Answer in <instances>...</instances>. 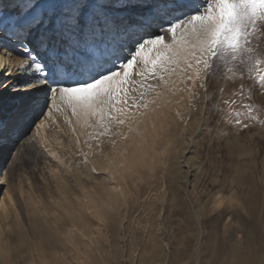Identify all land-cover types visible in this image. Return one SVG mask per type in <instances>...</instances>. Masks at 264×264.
Segmentation results:
<instances>
[{
    "label": "snow or ice",
    "instance_id": "snow-or-ice-1",
    "mask_svg": "<svg viewBox=\"0 0 264 264\" xmlns=\"http://www.w3.org/2000/svg\"><path fill=\"white\" fill-rule=\"evenodd\" d=\"M12 2L16 7L0 15V153L7 152V164L24 141L39 145L53 174L75 167L103 175L110 212L131 195L117 183L135 175L129 141L140 125L173 109L183 119L182 106L210 100L214 113L206 81L227 79L222 73L233 71L232 64L241 80L247 66L255 80L250 89L264 93V0H203L195 7L191 0ZM244 95L241 84L223 99L234 119L215 139L230 136L232 126L237 132L264 127L252 104L238 103ZM57 113L65 114L61 123Z\"/></svg>",
    "mask_w": 264,
    "mask_h": 264
},
{
    "label": "rangeland",
    "instance_id": "rangeland-1",
    "mask_svg": "<svg viewBox=\"0 0 264 264\" xmlns=\"http://www.w3.org/2000/svg\"><path fill=\"white\" fill-rule=\"evenodd\" d=\"M230 67L233 71L225 68L222 73L227 79L206 81L216 101L214 113H209L211 100L184 107L183 119L174 118L173 110L171 115L166 113L165 122L174 120L171 131L161 132L164 135L157 138L151 159L135 166L134 176L125 177L131 193L127 204L122 203L119 213H102L107 221L100 227L103 238L99 236V245L88 249L86 264H264V127L254 124L237 132L232 126L230 136L215 139L219 130L230 127L226 121L234 119L223 99L243 84L245 95L236 97L238 103L252 104L264 119V93L250 89L255 80L249 78L247 66H242L243 80L237 65ZM56 115L61 123L65 114ZM39 149L37 154L25 150L21 164L27 169L13 173L11 185L19 212L3 225L6 258H0V264H27L33 255L19 235L24 224L28 227L24 211L29 210L30 200L41 213L51 215L50 230L43 236L58 239L66 223V201L80 181H94L95 176L88 179L86 171L75 167L71 173L53 174ZM2 159L4 168L7 152ZM88 225L94 230L97 221L90 217ZM27 237L35 240L30 232Z\"/></svg>",
    "mask_w": 264,
    "mask_h": 264
},
{
    "label": "bare ground",
    "instance_id": "bare-ground-1",
    "mask_svg": "<svg viewBox=\"0 0 264 264\" xmlns=\"http://www.w3.org/2000/svg\"><path fill=\"white\" fill-rule=\"evenodd\" d=\"M202 2L203 0H191L190 7H195L197 4ZM15 7L16 5L12 2V0H0V15H5L8 12H11ZM182 110L184 112L183 106ZM173 111L175 112V109H173ZM166 113L168 114L167 111L162 112L159 117L154 120H148L135 130L132 140L129 141L130 151L128 163L133 167L148 162L151 159V151L153 150L155 142L160 136V133L162 132L166 134L168 131H171L169 127L174 120L172 119L173 121H170V123H168L169 120L168 122H165L164 119L166 117L164 118V116H166ZM77 128L81 133L84 135L86 134L87 129L83 124V120H81V123L77 125ZM163 135L161 134V136ZM38 146L39 145H36L34 147L32 144L22 141L21 144L17 146V150L11 161L7 162V164L5 163L3 166L5 171L3 179L0 180V187L4 189L0 199L1 259L6 258L1 241L4 234L3 225H5L7 220L13 215L16 216H13V218H17L18 213L15 212H19L17 210L18 198L13 193L11 185L12 176L14 171L18 168L24 170L27 169L25 165L21 164V162H23V152L25 150H29L30 152L37 154ZM5 155L6 152L0 153V161L3 160L2 158ZM90 178L91 176H89L88 179ZM93 179L94 181L90 182L89 184L87 182L80 181L81 183L79 182V188L72 193L71 199L69 198V200L67 197L68 200H65V208L68 210V213L66 216V223L60 228L59 232L56 230V232L59 233L58 239L53 235L43 236L44 232L50 230L49 224L51 223V215L49 213H41L39 209L35 208V204H33L34 202L30 200L28 206L29 210L25 209L24 211L25 221L27 222L28 227H26V224H24L23 231L21 230L19 233L21 241L28 248H30L31 252L33 253L30 261L27 262V264H69L68 256L74 260V264L87 263V261L90 259V252H88V249L91 245H99L98 238L99 236H102L103 238L104 234V232H100L101 224L99 223L95 209L99 208L101 214L113 213L103 206L104 202L108 200L109 194L111 192V189L108 186V180L105 179L103 175L99 179L94 177L91 180ZM123 179L125 181V177H123ZM117 186L122 187L126 193H130L126 189V181L123 184L117 183ZM112 196V203H116L115 194H112ZM120 203L122 205L123 201ZM9 206L12 208H10V210L14 211L13 213H10L8 208ZM90 217L97 221V225L94 227V230L90 225H88V218ZM29 232L32 234L35 240H29L27 237ZM50 243H54L55 246H49Z\"/></svg>",
    "mask_w": 264,
    "mask_h": 264
}]
</instances>
